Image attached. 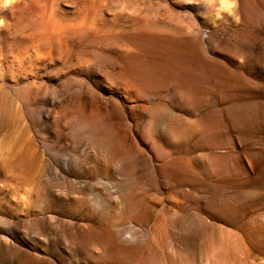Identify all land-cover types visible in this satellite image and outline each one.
I'll return each instance as SVG.
<instances>
[{
    "label": "rangeland",
    "instance_id": "374dc122",
    "mask_svg": "<svg viewBox=\"0 0 264 264\" xmlns=\"http://www.w3.org/2000/svg\"><path fill=\"white\" fill-rule=\"evenodd\" d=\"M0 264H264V0H0Z\"/></svg>",
    "mask_w": 264,
    "mask_h": 264
}]
</instances>
